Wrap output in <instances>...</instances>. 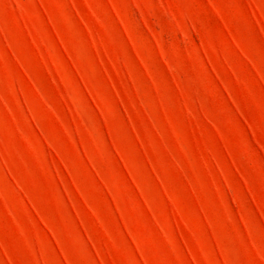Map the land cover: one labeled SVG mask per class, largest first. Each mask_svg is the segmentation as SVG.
Listing matches in <instances>:
<instances>
[{"label": "rangeland", "instance_id": "obj_1", "mask_svg": "<svg viewBox=\"0 0 264 264\" xmlns=\"http://www.w3.org/2000/svg\"><path fill=\"white\" fill-rule=\"evenodd\" d=\"M0 264H264V0H0Z\"/></svg>", "mask_w": 264, "mask_h": 264}]
</instances>
